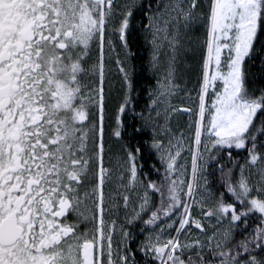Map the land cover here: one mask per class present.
Returning a JSON list of instances; mask_svg holds the SVG:
<instances>
[{"label": "snow or ice", "instance_id": "6c2138e0", "mask_svg": "<svg viewBox=\"0 0 264 264\" xmlns=\"http://www.w3.org/2000/svg\"><path fill=\"white\" fill-rule=\"evenodd\" d=\"M0 264H264V0H0Z\"/></svg>", "mask_w": 264, "mask_h": 264}, {"label": "trees", "instance_id": "16d2710c", "mask_svg": "<svg viewBox=\"0 0 264 264\" xmlns=\"http://www.w3.org/2000/svg\"><path fill=\"white\" fill-rule=\"evenodd\" d=\"M146 2V0H145ZM139 20V16L137 15V22ZM132 48L133 51L137 53V60H136V64L139 65L141 63L139 57L140 56H145V60L144 63L147 62V58H146V53L145 50L143 49L142 45H143V41L139 40V39H135L132 42ZM151 82V83H150ZM155 83V81L153 80L152 76L150 73H148L147 71H145L144 73H142L139 76V80H138V87H137V91L140 93V95L137 97V103L139 105V107L137 108V111H139V108L143 107L146 103L145 99H148L147 97V93H148V89ZM135 95V94H134ZM194 95V94H193ZM186 100V99H185ZM175 103L179 104V101H174ZM128 134L127 130L124 133V144L126 143V135ZM150 136V133H149ZM145 137H141L138 140H133L134 145L137 143H144L145 141ZM236 159L240 160L241 162H243L242 157L238 156L236 157ZM144 160L148 161V151H147V145H145V153H144ZM150 163V161H149ZM225 163H227V160H225ZM145 167L147 168V164L145 165ZM238 174V172H237ZM219 180V172L217 171V181ZM219 185L217 184V187Z\"/></svg>", "mask_w": 264, "mask_h": 264}, {"label": "flooded vegetation", "instance_id": "af4514ba", "mask_svg": "<svg viewBox=\"0 0 264 264\" xmlns=\"http://www.w3.org/2000/svg\"><path fill=\"white\" fill-rule=\"evenodd\" d=\"M118 43H119V41H118ZM110 74H111V72H110ZM109 80L112 81V83L115 85L116 88L119 87V84L116 80V72H114V73L112 72V74L109 75ZM112 95H113V97H115V95H116L115 91H113ZM145 100L147 102V99L144 98V101ZM125 123L127 125H129V127L127 128L128 134L126 135V142H127L129 139L130 133L132 131V129H131V124H132L131 113H128V115L126 116ZM114 126H115L114 121H106V125H105V164L106 165L108 164L109 157H112V149H117L120 152V147L122 144H124V140H121L118 143L116 142V138L112 132V128ZM132 143L134 144L133 140H132ZM109 148L111 149V152L108 151ZM136 234L139 235L138 229L136 230ZM141 239H143L142 236L135 241L134 246L138 245L140 243Z\"/></svg>", "mask_w": 264, "mask_h": 264}, {"label": "rangeland", "instance_id": "374dc122", "mask_svg": "<svg viewBox=\"0 0 264 264\" xmlns=\"http://www.w3.org/2000/svg\"><path fill=\"white\" fill-rule=\"evenodd\" d=\"M118 39H117V41H116V43H117V45H119V43H118ZM113 55V60H112V63H111V65L109 66V72H111V74H112V72L114 73V72H116V68H115V54H112ZM121 55H123V52H121ZM110 74V75H111ZM186 99V98H185ZM176 101H179V99H177ZM183 123H185V124H187V117L185 116L184 118H183V121H182ZM174 124H175V122H174ZM185 131H187V129L185 128ZM108 151H109V149H108ZM116 153H119V150H117V149H112V158L113 159H115V154Z\"/></svg>", "mask_w": 264, "mask_h": 264}]
</instances>
